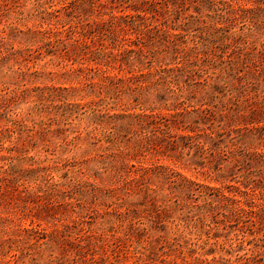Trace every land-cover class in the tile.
<instances>
[{
  "label": "rangeland",
  "instance_id": "obj_1",
  "mask_svg": "<svg viewBox=\"0 0 264 264\" xmlns=\"http://www.w3.org/2000/svg\"><path fill=\"white\" fill-rule=\"evenodd\" d=\"M264 264V0H0V264Z\"/></svg>",
  "mask_w": 264,
  "mask_h": 264
},
{
  "label": "trees",
  "instance_id": "obj_2",
  "mask_svg": "<svg viewBox=\"0 0 264 264\" xmlns=\"http://www.w3.org/2000/svg\"><path fill=\"white\" fill-rule=\"evenodd\" d=\"M10 264V263H9Z\"/></svg>",
  "mask_w": 264,
  "mask_h": 264
}]
</instances>
